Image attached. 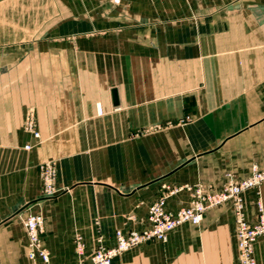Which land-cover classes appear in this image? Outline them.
<instances>
[{
    "label": "crops",
    "instance_id": "0c3cea01",
    "mask_svg": "<svg viewBox=\"0 0 264 264\" xmlns=\"http://www.w3.org/2000/svg\"><path fill=\"white\" fill-rule=\"evenodd\" d=\"M253 166L264 170V0H0V264H41L28 214L43 216L52 263L80 264L117 229L145 228L158 197L176 211L186 187L219 191ZM241 200L255 222L264 182ZM234 219L227 201L111 264H237ZM254 257L264 264V237Z\"/></svg>",
    "mask_w": 264,
    "mask_h": 264
},
{
    "label": "built area",
    "instance_id": "2783aa9c",
    "mask_svg": "<svg viewBox=\"0 0 264 264\" xmlns=\"http://www.w3.org/2000/svg\"><path fill=\"white\" fill-rule=\"evenodd\" d=\"M121 0H112L119 4ZM25 129L35 137L39 134L35 130L32 114L25 117ZM25 148L29 149L30 145ZM39 175L42 182V191L45 195H53L56 191V169L52 162L45 161L39 165ZM264 182V170L256 166L251 168L250 174L244 178L236 179L232 174L226 175V181L221 190L215 191L195 185L186 187L191 198L188 205L176 211L166 208V196L162 195L154 200L147 212V226L141 230H130L123 233L115 231V244L104 246L98 240V246L90 256L83 258L80 264H111L114 257L123 252L151 240L166 241L168 234L177 226L189 222L198 225L206 210L219 206L227 201L233 203L234 208V234L237 248V264H256L254 257V244L260 237H264V212L260 202L257 203L258 216L255 222L246 219L241 200V194L249 189H257ZM180 188L171 190L172 193ZM1 222V219H0ZM23 226L27 236V255L30 259H39L41 264H54L48 251L42 246L43 216L39 213L28 214L23 219ZM76 252L83 256L84 244L80 238L76 240Z\"/></svg>",
    "mask_w": 264,
    "mask_h": 264
},
{
    "label": "water",
    "instance_id": "95a60500",
    "mask_svg": "<svg viewBox=\"0 0 264 264\" xmlns=\"http://www.w3.org/2000/svg\"><path fill=\"white\" fill-rule=\"evenodd\" d=\"M111 92H112L113 103L116 105L118 103L116 89H112Z\"/></svg>",
    "mask_w": 264,
    "mask_h": 264
},
{
    "label": "rangeland",
    "instance_id": "374dc122",
    "mask_svg": "<svg viewBox=\"0 0 264 264\" xmlns=\"http://www.w3.org/2000/svg\"><path fill=\"white\" fill-rule=\"evenodd\" d=\"M23 126H24V128H25V123H23Z\"/></svg>",
    "mask_w": 264,
    "mask_h": 264
}]
</instances>
